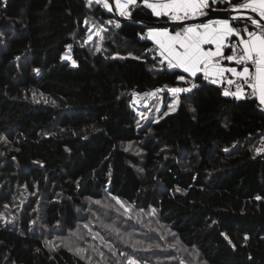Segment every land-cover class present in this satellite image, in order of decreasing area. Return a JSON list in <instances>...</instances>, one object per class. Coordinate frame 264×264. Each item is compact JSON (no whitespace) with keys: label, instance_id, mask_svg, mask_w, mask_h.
Segmentation results:
<instances>
[{"label":"trees","instance_id":"obj_1","mask_svg":"<svg viewBox=\"0 0 264 264\" xmlns=\"http://www.w3.org/2000/svg\"><path fill=\"white\" fill-rule=\"evenodd\" d=\"M128 12L103 0H0V264H109L104 243L82 228L105 196L137 211L95 214L118 264L149 262L140 246L149 217L206 264H264V108L198 74L163 115L188 74L161 63L147 31L171 20L142 0ZM154 87L163 111L135 109L134 92ZM57 235L78 247L50 242Z\"/></svg>","mask_w":264,"mask_h":264},{"label":"snow or ice","instance_id":"obj_2","mask_svg":"<svg viewBox=\"0 0 264 264\" xmlns=\"http://www.w3.org/2000/svg\"><path fill=\"white\" fill-rule=\"evenodd\" d=\"M100 2L101 0H97V3ZM143 2L156 17H167L171 21L193 20L206 16L208 13L205 9L212 10L209 0H153V2L143 0ZM215 2L216 0H212V3ZM103 3L111 10L108 0H103ZM135 3L136 0H115L121 16H130L127 9L129 5ZM232 11L236 12V15L232 16L231 20L245 19L254 26L253 30H249L248 25L243 29L233 27L230 19H210L207 23L187 24L174 32L169 31L167 27L149 28L148 37L157 45L159 55L163 58L161 63L166 61L169 68H181L192 77L202 73L205 80L214 78L213 83H223L226 80L228 85L235 84L236 91L231 92L226 89L225 96L241 98L245 96L246 86L251 90L249 95L258 97L259 103L264 105V0H243L238 5L233 4ZM235 37L239 38L237 43H226ZM88 39L91 40L92 36L90 35ZM210 45H214V49L207 47ZM226 48L231 52L230 55H225ZM223 61L234 62L240 67L225 66ZM226 73L231 74L235 79H228ZM177 79L184 81L185 76L180 75ZM192 87L196 85L193 84ZM190 90L178 87L170 89L174 94ZM173 103H178V100H174ZM116 204L123 208L125 213L130 212L122 201L117 199ZM84 227L88 228V225ZM93 235L99 236L98 233ZM99 238L103 241V237ZM139 243L141 242H136ZM136 244H133V247ZM107 246L111 248V245ZM83 251L77 249V252ZM127 264H138V262L129 256Z\"/></svg>","mask_w":264,"mask_h":264},{"label":"rangeland","instance_id":"obj_3","mask_svg":"<svg viewBox=\"0 0 264 264\" xmlns=\"http://www.w3.org/2000/svg\"><path fill=\"white\" fill-rule=\"evenodd\" d=\"M137 1V0H136ZM210 1V0H209ZM109 4L111 5V9H116L117 13L119 12V9L116 7L115 0H108ZM149 2H153V0H149ZM135 5V4H134ZM216 7V6H212ZM131 10L132 7H128L127 10ZM98 27L96 24H92L91 26V32L89 36H92L91 42H93V36L97 33ZM88 36V37H89ZM99 43H97V48H99ZM70 52L67 50L63 58L70 60ZM196 78V77H195ZM180 88V86H177ZM173 88V87H172ZM171 89V88H170ZM180 93H172L169 91V96L170 98L166 101L168 102L167 109L164 111L163 115L173 112L177 109L179 103H180ZM174 100H178V103H173ZM164 94L163 93H158L152 101L141 108V111L146 108V107H151V111H154L155 113H161L164 108ZM171 106V107H170ZM146 112V109H145ZM147 113V112H146ZM149 114V113H148ZM156 115V114H155ZM147 116V115H146ZM154 116V113L150 114V117ZM261 141H264L262 139ZM130 151L140 154L139 149L136 145L126 146ZM99 201L100 203H97ZM97 201H93L92 207L89 211L83 213L84 216H86L87 223H88V229H91L95 233H98L99 236L98 238L101 237V235L105 236L104 230L101 227H98V223L100 222L99 219H95V214L97 212H101V215H97L99 217H110V218H115V217H121L122 215L117 216L118 213L124 214L125 211L123 208H120L119 205L116 204V201L111 200L108 196H105L102 199H97ZM126 207H128L131 211L137 212L136 210L132 209L130 205H128L126 202H123ZM86 208V205L84 206ZM147 217V216H146ZM123 221L125 223L126 219L123 218ZM113 222V220H112ZM112 222H110L108 225L112 226ZM126 223L130 224V230L131 226H137L133 220H127ZM144 223L146 224L145 227H142L146 231H142L141 236L144 237V240H142V243L140 244L141 248H149L150 251L148 252L149 255H145L148 257V261L151 262L152 264H181L182 258H185L186 264H206L205 260L200 256V254L195 250L194 247H189L183 244L181 240L177 238L176 233L165 223H162L161 221L157 220L156 218L149 217L147 218ZM106 224V223H104ZM82 228L84 233H87V228L85 229L84 225H82ZM102 229V231H101ZM99 231V232H96ZM133 231V230H131ZM130 234V231H129ZM134 235V234H133ZM106 237V236H105ZM104 238V237H103ZM123 239L128 244H134V237L131 235H125ZM64 240L65 243L68 245L72 246L73 248H77L78 242L72 238V236L66 235L65 238L64 236H54L50 239V242L53 244H56V242ZM101 242L104 243V246L106 248V255L105 257L108 258L110 257L109 264H118V258L116 257V250L115 247L109 248L107 245H110V242H106L105 238L103 241L99 238ZM148 245H153V247H148ZM156 245H159V247H156ZM102 248V246H101ZM127 248V247H126ZM132 251L128 249L125 252V255L128 256ZM124 262V260H122ZM126 261V260H125ZM149 262H143L142 264H150ZM125 264V263H123ZM127 264V262H126Z\"/></svg>","mask_w":264,"mask_h":264},{"label":"built area","instance_id":"obj_4","mask_svg":"<svg viewBox=\"0 0 264 264\" xmlns=\"http://www.w3.org/2000/svg\"><path fill=\"white\" fill-rule=\"evenodd\" d=\"M212 1V0H211ZM243 0H216L215 3H219L223 8H231L232 9V5L233 4H240V2H242ZM233 16L236 15V13L232 14ZM245 25H248L246 23H242V24H234L233 23V27L239 28V29H243L245 27ZM249 30H253V27H251L250 25H248ZM243 34V33H242ZM245 35V34H244ZM238 37L232 38L230 41H227L226 43H237L238 42ZM231 52L226 48L225 49V55H230ZM230 79H235L234 77H230ZM185 80L187 82L186 84V88H193L192 85L196 84V78L192 77V76H185ZM228 87L230 89H236L235 84L233 85H228ZM162 88L159 87H154L148 90H143V91H136L133 94L132 97V105L135 109H141L144 106L148 105L152 99H154L156 97V95L158 93H160V90Z\"/></svg>","mask_w":264,"mask_h":264},{"label":"water","instance_id":"obj_5","mask_svg":"<svg viewBox=\"0 0 264 264\" xmlns=\"http://www.w3.org/2000/svg\"><path fill=\"white\" fill-rule=\"evenodd\" d=\"M211 11H209L208 9H206V12L208 13L206 16H201V17H197L193 20H188V21H164V22H156L154 23L155 26H159V27H167L169 25H171L172 23H180L183 25H187V24H192V23H200V22H207L208 20H217V19H230L233 16L232 14L236 13L234 11H232L231 8H223V7H212L211 6ZM115 11V13H117L116 9H113ZM255 15V14H252ZM258 18V17H257Z\"/></svg>","mask_w":264,"mask_h":264},{"label":"crops","instance_id":"obj_6","mask_svg":"<svg viewBox=\"0 0 264 264\" xmlns=\"http://www.w3.org/2000/svg\"><path fill=\"white\" fill-rule=\"evenodd\" d=\"M143 1V0H142ZM210 2V1H209ZM243 2V1H242ZM242 2H240V3H242ZM132 7V8H134V4H132V5H129V7ZM130 10V9H129ZM129 10H127V11H129ZM205 11H206V9H205ZM208 22V21H207ZM207 22H200V23H207ZM230 22L232 23V20H230ZM233 24V23H232ZM151 28H159V27H157V26H155V27H151ZM168 28V27H167ZM169 29V28H168ZM149 30V29H148ZM169 31H170V29H169ZM147 34H148V31H147ZM246 35V34H245ZM207 47H212L213 49H214V45H210V46H207ZM223 63H224V65L225 66H229V67H232V66H235V67H240V66H237V65H235V63L234 62H229V61H223ZM166 64H167V62H166ZM251 70V69H250ZM188 74V73H187ZM198 74H201L202 76H203V74L202 73H198ZM197 74V75H198ZM188 76H190V74H188ZM225 76L228 78V79H230V77H231V74H228V73H226L225 74ZM212 79H214V78H210V80L212 81ZM217 84H220V85H222L223 86V88H224V90H229V91H231V92H235L236 91V89H230L229 87H228V84H227V81L225 80L223 83H217ZM180 88H184L183 86H180ZM250 89H247V87L245 86V96H246V94H249L250 93ZM257 98V100H258V102H259V99H258V97H256ZM263 108H264V105H261Z\"/></svg>","mask_w":264,"mask_h":264}]
</instances>
